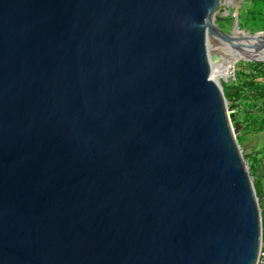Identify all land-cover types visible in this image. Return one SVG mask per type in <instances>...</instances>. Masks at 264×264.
I'll use <instances>...</instances> for the list:
<instances>
[{
  "label": "water",
  "instance_id": "95a60500",
  "mask_svg": "<svg viewBox=\"0 0 264 264\" xmlns=\"http://www.w3.org/2000/svg\"><path fill=\"white\" fill-rule=\"evenodd\" d=\"M220 1L0 0V264H258Z\"/></svg>",
  "mask_w": 264,
  "mask_h": 264
},
{
  "label": "rangeland",
  "instance_id": "374dc122",
  "mask_svg": "<svg viewBox=\"0 0 264 264\" xmlns=\"http://www.w3.org/2000/svg\"><path fill=\"white\" fill-rule=\"evenodd\" d=\"M227 0H221L220 1V5L217 8V12L216 15L217 16H221L222 11H226L227 15H236L237 18V14L238 13V18H237V30H238V36H242L244 34H251V33H255V32H259V31H264V1L262 0H257L256 2V6H255V11L253 13H249L247 14L246 18L244 17L245 14L247 13L248 9H250V4L252 1H248V0H232L234 5L231 6H226ZM261 3V9L262 11L259 12V14L256 11V8L259 5V2ZM235 2V3H234ZM253 4V3H252ZM251 4V5H252ZM226 15V16H227ZM225 16V17H226ZM233 17V16H232ZM233 19V18H232ZM255 22V23H253ZM231 26V23H230ZM230 26H224L225 31H229L230 30ZM256 26V27H255ZM259 27V28H258ZM260 34V33H259ZM243 63H250V62H244ZM233 65L232 71L234 73L238 72L240 69V64L239 61H235L229 58V56L227 57V59L223 62H220L217 66H215V71H216V75L218 77V82L221 83H228L229 81H231L233 79V72H231V67ZM242 65V64H241ZM246 70H245V69ZM244 69V78L248 79L250 77H256V82L261 83V90L260 92L264 93V74L262 75L263 79L261 78V76H259V73L261 72V70L263 71V66H246L243 67ZM253 71V72H251ZM262 73V72H261ZM248 74H250L248 76ZM234 77H237L236 75H234ZM224 79V81H223ZM234 103H239V102H232V103H228L226 101L225 105L227 107L228 110H231L232 107H230V105L234 104ZM234 111H236V115L239 121H241V126H237V133L235 134V136H238V143H239V150L241 153H245L244 150V144L247 142V140L249 139V136L251 134H253L252 129V125L248 124L250 122H257L259 119H261L262 117H264V97L263 98H258L257 94H251V92H249L248 94V99L246 100V102H244L241 105H237V108H234ZM243 112V113H241ZM231 123V121H230ZM231 126L232 123H231ZM258 127V126H257ZM256 127V128H257ZM246 165L247 162L245 161ZM248 166V165H247Z\"/></svg>",
  "mask_w": 264,
  "mask_h": 264
},
{
  "label": "trees",
  "instance_id": "16d2710c",
  "mask_svg": "<svg viewBox=\"0 0 264 264\" xmlns=\"http://www.w3.org/2000/svg\"><path fill=\"white\" fill-rule=\"evenodd\" d=\"M249 13H251V12H247L244 17L246 18L247 14H249ZM232 18L233 17L230 15H227L224 18H220L217 22L218 27L223 30L224 26H226V25L230 26V23L232 22ZM237 18H238V13H237ZM253 23H255V22H253ZM239 64H240L239 65L240 69L236 73L233 72V79L231 81H229L228 83H221L223 96L226 99V101L228 103H232L233 101L239 102V103H234L233 105L232 104L230 105V107H232L231 110L233 111V115H232L230 121H231L233 126L234 125L241 126V123H240L241 121L238 120L237 115H236V111H234V108H237V105H241L244 102H246V100L248 99L249 92H251V94H254V96H255V94H257L258 98L264 97V93L260 92V90L262 89L261 88L262 84L256 82V79H255L256 77H250L248 79H245L244 78V74H245L244 69L245 68L243 69V67H245L246 64H247V66L250 65L253 67L254 66H263V69H264V62H252V63H246L245 64L242 61H239ZM251 72H253V71H251ZM261 72L259 73V76H261V78L263 79L262 75L264 74V70L263 71L261 70ZM234 75H236L237 77H234ZM249 75L250 74H248V76ZM241 113H243V112H241ZM248 124L252 125L251 130H253V129L256 130L258 128H262L264 126V117L259 119L257 122L252 121ZM235 139L237 141V144L239 145L237 135L235 136ZM241 154L246 161V155L243 153H241ZM248 172L250 174V169H248Z\"/></svg>",
  "mask_w": 264,
  "mask_h": 264
},
{
  "label": "crops",
  "instance_id": "0c3cea01",
  "mask_svg": "<svg viewBox=\"0 0 264 264\" xmlns=\"http://www.w3.org/2000/svg\"><path fill=\"white\" fill-rule=\"evenodd\" d=\"M248 1H252L251 4H253H250V9H248L247 12L253 13L255 11V6L257 5V0ZM258 3L259 5L256 8L257 13L262 11L260 1ZM252 131L253 134L249 136V139L244 144V154L246 155V162L248 169H250L253 189L260 209L261 245L264 249V126L256 130L253 129Z\"/></svg>",
  "mask_w": 264,
  "mask_h": 264
},
{
  "label": "bare ground",
  "instance_id": "6f19581e",
  "mask_svg": "<svg viewBox=\"0 0 264 264\" xmlns=\"http://www.w3.org/2000/svg\"><path fill=\"white\" fill-rule=\"evenodd\" d=\"M235 3V2H234ZM234 5L232 1L227 2V6ZM259 36H264V34L260 33ZM212 51L218 54L220 58V62H223L227 59L229 56L232 60H237L239 57H242L243 54L236 46H229V44L223 43L222 45L218 47H213ZM220 62H218L215 66H217ZM215 66H213L211 75L214 77L215 80H218V77L216 75ZM232 68V67H231Z\"/></svg>",
  "mask_w": 264,
  "mask_h": 264
},
{
  "label": "built area",
  "instance_id": "2783aa9c",
  "mask_svg": "<svg viewBox=\"0 0 264 264\" xmlns=\"http://www.w3.org/2000/svg\"><path fill=\"white\" fill-rule=\"evenodd\" d=\"M233 17H236V15H232ZM230 113H232V110H229ZM258 264H264V249L262 248V245H260V249L258 252Z\"/></svg>",
  "mask_w": 264,
  "mask_h": 264
}]
</instances>
